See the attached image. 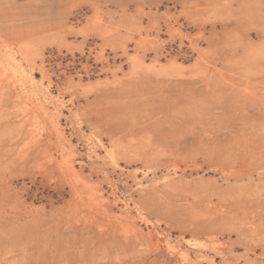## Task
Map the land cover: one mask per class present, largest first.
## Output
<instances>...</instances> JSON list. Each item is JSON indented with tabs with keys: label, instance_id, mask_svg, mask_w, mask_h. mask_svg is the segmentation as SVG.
Instances as JSON below:
<instances>
[{
	"label": "rangeland",
	"instance_id": "1",
	"mask_svg": "<svg viewBox=\"0 0 264 264\" xmlns=\"http://www.w3.org/2000/svg\"><path fill=\"white\" fill-rule=\"evenodd\" d=\"M0 264H264V0H0Z\"/></svg>",
	"mask_w": 264,
	"mask_h": 264
}]
</instances>
